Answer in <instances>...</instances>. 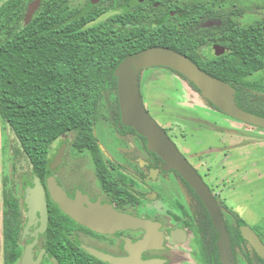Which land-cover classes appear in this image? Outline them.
Listing matches in <instances>:
<instances>
[{"label": "flooded vegetation", "instance_id": "af4514ba", "mask_svg": "<svg viewBox=\"0 0 264 264\" xmlns=\"http://www.w3.org/2000/svg\"><path fill=\"white\" fill-rule=\"evenodd\" d=\"M34 1L27 4L23 21L28 6ZM72 1L74 2L70 6L82 3L83 0ZM65 2L66 0H62L63 4ZM41 3L42 0H39L33 15ZM133 7L162 8L164 11L156 16H140L137 20H128L126 24L129 27L135 24L162 23L179 13V9L171 4H162L161 0L123 1V8L128 12ZM205 45L203 49L211 54L217 53L215 47H220L216 41L210 43V40ZM153 46L158 45L147 47ZM151 68L153 69L149 70ZM153 73L163 74L162 76L175 81L171 85L167 103L184 105L178 98H172V95L188 90L199 97V101H203L202 108L215 114V118H208L204 113L193 111L191 106H185L187 110L184 108L161 121L152 118L165 130L211 192L226 230L222 246L218 243L220 231L207 206L177 170L165 168L164 160L148 149L143 135L122 123L116 99L105 102L106 116L94 125L90 142H74L72 131L62 134L52 143L42 167L32 164L22 148H1L0 165L5 173L0 194L1 264H6L4 212L11 217L12 223L13 245L9 264H115L90 253L87 248L109 258L122 259L123 264H264V257L243 237L244 221L229 202L228 183L231 180L213 179L210 176L212 162L218 156L212 157L211 154L217 147L227 148L226 144L220 142L222 137H217L216 147L210 145L193 149L191 146L178 144V135L171 124L174 120L186 121L205 130L222 133L224 127L221 118L225 117V113L204 98L198 87L184 75L167 66H151L139 72L138 86L144 106L149 84L159 79ZM247 96L249 99L245 98V102L239 99V102L255 110L252 98L248 94ZM257 96L253 99L257 100ZM192 105L195 108L199 106ZM145 108L147 110L146 106ZM200 133L193 134L194 138L200 137ZM181 137H185L183 133ZM57 154L59 158L55 160ZM49 181H55L67 198L76 202L81 210L87 212L93 207L97 208L95 215L98 217H106L107 210L112 209L151 221L150 234L154 236V240L151 245L139 248L137 243L147 236L146 229L118 228L101 231L87 227L68 215L53 200ZM37 185L41 188L43 199L34 201L33 190H37ZM98 208L103 211L100 212ZM254 232L264 244L263 238L256 230Z\"/></svg>", "mask_w": 264, "mask_h": 264}, {"label": "trees", "instance_id": "16d2710c", "mask_svg": "<svg viewBox=\"0 0 264 264\" xmlns=\"http://www.w3.org/2000/svg\"><path fill=\"white\" fill-rule=\"evenodd\" d=\"M30 1L0 0V116L2 129L10 127L36 166L44 165L52 143L68 131L74 142L91 141L94 125L106 116L105 102L117 99L114 68L128 53L147 46L187 55L230 83L237 104L254 112L239 99L257 95L252 75L264 72V18L243 21L232 0H161L179 13L162 23L131 27L128 20L164 9L128 12L124 0H83L74 6L72 0H42L25 23ZM207 40L216 41L220 52L203 49ZM11 226L4 212L6 264L12 256Z\"/></svg>", "mask_w": 264, "mask_h": 264}, {"label": "water", "instance_id": "95a60500", "mask_svg": "<svg viewBox=\"0 0 264 264\" xmlns=\"http://www.w3.org/2000/svg\"><path fill=\"white\" fill-rule=\"evenodd\" d=\"M38 2L39 0H35L28 6L24 18L25 23L31 19ZM214 50L218 53L221 47H215ZM151 66H167L177 70L198 87L204 98L208 99L229 117L264 129V116L241 108L235 100L236 90L230 83L209 74L185 54L171 48L153 46L131 53L121 59L113 71V75L117 79L116 95L122 123L134 128L137 133L143 135L146 138L148 149L157 153L164 160L165 168L177 170L194 189L207 206L216 227L220 231L221 236L218 243L221 247L226 237V230L211 192L203 182L201 176L179 152L165 130L158 125L144 106L138 86V74L143 68ZM1 138L2 124L0 116V151ZM58 158L59 154L55 156V160ZM49 188L53 200L62 210L91 229L101 231H110L118 228L146 229L148 230V234L137 243L139 248L151 245V242L154 240V236L150 234L152 222L149 220L119 213L112 209L107 210V216L101 218L95 215V210L97 209L95 207L87 212L81 210L76 202L67 198L61 188L56 185L55 181H49ZM32 199L34 201L43 199L41 188H38V185L37 190H33ZM99 210L100 212L103 211L102 208ZM242 235L248 240L255 251L261 257H264V244L254 230L246 223L242 224ZM87 250L115 264L124 263L122 259L109 258L91 248H87Z\"/></svg>", "mask_w": 264, "mask_h": 264}, {"label": "rangeland", "instance_id": "374dc122", "mask_svg": "<svg viewBox=\"0 0 264 264\" xmlns=\"http://www.w3.org/2000/svg\"><path fill=\"white\" fill-rule=\"evenodd\" d=\"M232 1L240 9L238 10L243 12V21L264 18V0ZM234 8L236 9V7ZM153 74L159 79L151 85L149 84L148 91L145 95V106L154 119L161 121L162 118L175 112H181L184 108L187 110L185 106H191L193 111L199 112L200 114L204 113L208 118H215L214 112L202 108L201 102L203 101H199L200 98L188 90L175 94L174 96L172 95V98H178L184 105H176L171 102L167 103L166 100L170 97L169 92L172 89L171 85L175 84V81L162 76L163 74L160 73ZM252 78L257 80L256 87L258 95L256 97V99L258 98L257 101L252 99V104L256 106L254 112L264 116V72L253 74ZM256 103L258 104L256 105ZM192 104L199 106L195 108V105ZM223 115L225 117L221 118V123L224 127V132L222 133H214L210 129L205 130L200 126L186 121L178 122L174 120L171 124L174 126V132L178 135L180 142L178 144L191 146L193 149H196L195 147L201 149L210 145L211 147H216L218 145L217 137L219 135L222 137L220 142L221 144H226L227 148L217 147L214 150L215 152L211 154L212 157L218 156L212 162L210 176L213 179L225 178L231 180L228 183L230 185L228 196L230 197L229 202L231 207L237 211L244 223L258 232L264 241V129L237 121L225 114ZM197 132H201L200 137L194 138L193 134ZM181 133L185 137H181ZM1 141V148L4 145L7 148H19L18 141L9 126L3 127ZM229 144L232 146L228 147ZM225 152H227L226 155L224 154ZM4 174L0 165V191L3 185ZM1 233L0 199V252Z\"/></svg>", "mask_w": 264, "mask_h": 264}]
</instances>
